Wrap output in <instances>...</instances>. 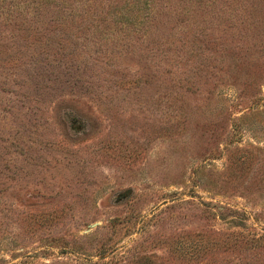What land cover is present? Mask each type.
Wrapping results in <instances>:
<instances>
[{
  "label": "rangeland",
  "instance_id": "obj_1",
  "mask_svg": "<svg viewBox=\"0 0 264 264\" xmlns=\"http://www.w3.org/2000/svg\"><path fill=\"white\" fill-rule=\"evenodd\" d=\"M259 97L264 0H0V264H264Z\"/></svg>",
  "mask_w": 264,
  "mask_h": 264
},
{
  "label": "trees",
  "instance_id": "obj_2",
  "mask_svg": "<svg viewBox=\"0 0 264 264\" xmlns=\"http://www.w3.org/2000/svg\"><path fill=\"white\" fill-rule=\"evenodd\" d=\"M261 99L264 101V97H259L258 99H257V101L259 102V101H261ZM258 102H256L255 104L257 105V103ZM208 158V157H207ZM210 158V157H209ZM203 168V167H202ZM54 241H52V243L54 242L55 244H59V241H60V239H53ZM236 241H237V243H235V244H231L230 246H229V251H230V253H229V256H227L226 257V262H227V264H250V261L249 260H247L246 259V257H244V256H242V249H238L239 247H240V245H242L243 244V241H240V240H238V239H236ZM200 242V241H199ZM252 242H255V243H257V246L256 247H261V242H264V237H261V238H258V239H255L254 241H252ZM202 243V242H201ZM64 244H66V245H70L69 243H64ZM204 244V243H203ZM203 244H197L196 246H202ZM239 246V247H238ZM193 248H195L196 250H197V247H193ZM68 251H71V252H74V253H77V254H81V249H80V247H75V249H73L72 247H69L68 249H64V251H63V253H67ZM233 253V254H232ZM234 253H237V254H234ZM82 255H84V256H89V258H90V254H89V252H87V251H85L84 252V254H82ZM235 255V256H234ZM87 256V257H88ZM79 257H81V256H79ZM144 259H145V263L144 264H150L151 262H150V258H147V257H144ZM88 262H89V259H88ZM255 264H263L262 263V261H261V259H259V257H257L256 259H255Z\"/></svg>",
  "mask_w": 264,
  "mask_h": 264
}]
</instances>
